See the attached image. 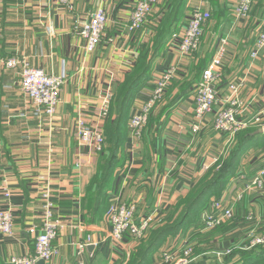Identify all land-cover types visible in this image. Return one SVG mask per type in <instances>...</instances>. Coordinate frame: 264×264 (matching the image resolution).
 I'll return each instance as SVG.
<instances>
[{"label": "crops", "instance_id": "obj_1", "mask_svg": "<svg viewBox=\"0 0 264 264\" xmlns=\"http://www.w3.org/2000/svg\"><path fill=\"white\" fill-rule=\"evenodd\" d=\"M134 1L107 0L108 24L104 35L111 43L87 54L84 38L74 27V17L84 16L87 10L98 6L100 0H74V12L67 11L58 0H0V209L9 208L14 216L12 232H0V264H10L13 256L34 254V240L28 228L41 224L44 194L54 201V215L62 223L53 242L57 251L44 264H163L162 251L181 244L182 241L178 243L171 234L162 240H149L147 244L144 237L135 240L127 234L121 244H116L110 237L107 215L104 212L95 215L92 201L87 197L96 172V152L78 144L74 121L80 109L89 125L100 124L101 129L104 128L106 119L102 122L99 118L101 100L106 90L122 79L120 76L131 63V59L126 61L124 56H134L125 31ZM236 2L184 0L176 21L177 30L170 38L172 44L154 58L150 78L128 101L121 123L123 135L118 163L111 174L107 195L111 199L118 194L135 203L138 220L149 212L157 220L177 205L213 163L217 152L228 143L226 131L219 132L213 126V113L205 114L199 122L200 129L193 131L192 125L196 123L194 92L192 85L187 84L170 87L162 104L155 108L159 111L156 122L146 127L142 137L135 139L128 128L130 116L150 97L154 82L169 64L177 63L178 73L185 78L191 66L200 68L199 59L184 57L177 48L195 6L207 7L216 16L204 29L209 41L204 50L209 51L208 62L219 36H225L222 74L227 79L239 77L244 81L245 110L239 118L252 119L264 107V49L254 59L249 56L264 19V0H252L250 15L234 19L230 9ZM16 56L25 57L31 66L62 74L67 79L51 119L22 94L19 67L7 68L3 64L7 58ZM164 110L170 113L166 119ZM259 125V130L264 129V116ZM262 142L264 133L240 154L238 161L246 150L251 152L263 147ZM262 165L264 163L249 172ZM242 182L232 189L239 188ZM5 184L10 190L9 197L3 194ZM225 199L227 204L232 202L236 207L234 212L239 214L240 221L242 216L245 218L242 212H237L242 203L252 212L251 222L242 224H248L245 230H249V235L263 232L260 230L264 228V189L252 191L241 202L234 195L230 200ZM206 213L202 212L201 222ZM240 226L234 229L238 233L243 232ZM187 230L191 237L199 233L197 225L191 224ZM234 233L232 231L229 237L235 236ZM144 250L143 258L135 259ZM197 257L196 264H204L206 259ZM230 262L240 263L233 259Z\"/></svg>", "mask_w": 264, "mask_h": 264}, {"label": "built area", "instance_id": "obj_2", "mask_svg": "<svg viewBox=\"0 0 264 264\" xmlns=\"http://www.w3.org/2000/svg\"><path fill=\"white\" fill-rule=\"evenodd\" d=\"M160 0H135L132 10L129 13L126 26V33H134V31L142 29L149 16L154 10V6ZM67 11L74 12V0H58ZM107 0H100L99 5L89 10L84 16L76 18L75 28L79 35L84 38V51L90 54L96 50L99 45L101 36L106 30L108 17L105 10ZM252 0H238L233 10L236 15L245 16L250 12ZM211 12L207 7L195 6L185 23V28L180 37L177 47L182 56H192L199 44V38L203 33L206 21L210 18ZM227 40L222 39L219 48L213 55L210 63L203 69L202 78L194 88V109L195 120L193 131L200 129L199 122L207 113H214V106H218L217 115L213 121V126L217 131L238 132L247 126V122L239 119V115L243 110V100L240 94L241 80L231 82L228 85L227 93L217 98L218 92L215 90V83L220 79L222 59L225 53V45ZM264 46V26L259 31L254 49L251 51V58H255L260 48ZM3 64L7 68L20 67V90L22 94L28 97L37 109L51 117L59 99V91L66 79L61 74H48L42 68L32 67L25 58L10 57L4 60ZM174 68L170 67L154 82L152 94L142 104V106L134 112L128 121V128L133 137H139L143 127L146 124L148 115L153 105L163 96L165 89L172 77ZM102 104L99 110V118L103 122L108 116L109 103L111 95L106 92L104 94ZM264 113V110L261 111ZM260 117L256 116L254 122L259 121ZM101 122V123H102ZM75 130L78 144L81 147H88L94 152H101L104 148L105 136L101 125L89 126L82 114L76 119ZM264 180V167L257 173L253 183L262 185ZM5 197H9L10 190L5 184L3 189ZM44 202L42 204V221L41 224L32 225L28 228V233L33 237L34 254L13 256L10 264H37L39 259L44 262L50 260L56 253L53 242L59 234L62 223L59 218L54 215L55 203L49 199L47 194L43 195ZM222 201H213L212 207L215 213L208 215L202 220L203 227L215 228L225 222L226 217L231 216L230 208L225 207L224 212L218 210ZM136 204L128 202L121 198L118 194L112 195L105 214L110 223V237L116 244H121L130 235L135 240H140L146 229L156 220L153 213L146 215L139 221L136 220ZM218 211V212H217ZM14 216L9 208L0 209V232L10 234L13 229ZM264 244V234L253 239L252 246ZM83 244L82 246H84ZM250 247V245H249ZM194 245L188 241H182L181 244L172 251L162 254V260L168 264H196L197 256L193 255ZM216 261H207L204 264H233L232 262L224 263L220 258L223 255L217 254ZM81 264V263H79Z\"/></svg>", "mask_w": 264, "mask_h": 264}, {"label": "rangeland", "instance_id": "obj_3", "mask_svg": "<svg viewBox=\"0 0 264 264\" xmlns=\"http://www.w3.org/2000/svg\"><path fill=\"white\" fill-rule=\"evenodd\" d=\"M175 1L176 0H160L158 2V4H156L154 6V10L152 11V13L149 16V21L144 24L145 26H144L143 30L142 31H138L136 36H133L134 34H132V33H130L127 36V39H129V43H132L130 49L133 51V55L134 56L133 57L124 56V60H126V59L130 60L131 59V61H130L131 63L127 66L125 71L120 76V77H122V79H119L118 83L113 84L110 89L106 90V92H108L111 95V100H110L109 109H108L109 114L106 117V121L109 119V115L112 113V108H110V107H111V105H113V103L115 101V98L117 96L116 93L118 92V88L120 86L119 84H123L126 81V79L128 78V76H130L132 74V72L135 69V63H137L139 61V59H138L139 56L143 55V52L145 53V51L148 50V48H149V46L151 44V40L155 39V37L158 34V32L160 30H162V23L167 18L168 14L171 13V11L173 9L172 5L175 3ZM237 2H238V0H237ZM167 3H168V5L166 7L167 9H164L163 7ZM234 6H233V8H234ZM252 7H253V5L251 3L250 12L247 13L245 16H249L250 15V13L252 11ZM233 8L230 9L232 17L234 19H236L237 17H241L242 15L241 16L240 15H236L237 13L233 10ZM74 10H75V7H74ZM89 10H92V9H89ZM89 10H87V12ZM209 11H210V9H209ZM79 17H81V16L76 15L74 17V19L75 18H79ZM215 18H216V16L212 14L210 21L215 19ZM127 21H128V19H127ZM74 24H75V22H74ZM126 24H127V22L125 23V25ZM147 24H148V26H147ZM263 26H264V19L262 20V24H261L260 28L258 29L256 35H255V38H254L255 40L253 42L252 47L249 50V56H250L251 51L254 49V43L256 41V37H257L259 31L262 29ZM106 30H107V28H106ZM106 30L104 31L103 35L101 36L99 45L96 48V50L101 45H106V43H108V42L111 43L110 42L111 39H109V38L106 39L107 35H104ZM125 31H126V26H125ZM182 33H181V35H182ZM181 35H180V37H181ZM180 37H179V42H180ZM132 38H134V40H136L139 44H137L136 41H134V43H136V44H134L133 41H132ZM222 39L227 40L225 36H219V42H218L217 46L214 47V49H213V51L211 53L212 55L210 57L211 58L210 61L212 60V57L216 53L217 49L219 48V45L221 44ZM198 41H199V44H198V47L195 50L194 54L192 56H187V57H190V59L191 58L199 59V63H198V64H200L199 66L201 67V65H202V67H204V65H206L205 63L208 62V57H209V51H204L205 50V46L208 45V43H209V41H208V33H206L204 35V30H203V33L200 36ZM168 44H172L170 39L168 40ZM107 46H108V44H107ZM137 47H139V50L137 49ZM263 49H264V46L262 48H260L258 53L261 50H263ZM178 52H179V50H178ZM225 52H226V45H225ZM258 53H257V55H258ZM224 55H225V53H224ZM224 55H223V59H222V65H223ZM257 55H256V57H258ZM16 57H18V56H16ZM18 58H25V57H18ZM251 59H253V58H251ZM111 61H113V60H111ZM210 61L208 62V64L210 63ZM34 67H36V66H34ZM170 67L174 68V72L172 74L171 79L169 80V84H168L167 88L165 89L163 96L153 105V108L151 109V112L148 115V119L146 121V124L143 127L142 133L137 138H140V137L143 136V134L145 132V129H146V127L148 125H154V122H156V119L158 118V115H159V111H157L155 108L158 107V105L162 104L163 99L166 98V92L169 90L167 92V94H169V92L171 90L170 87L171 86L172 87L173 86H179L180 84H187L188 87L192 85V88L194 90V88L200 82V80L202 78L201 74L203 72V69L205 68V67L201 68L202 69L201 70V69H198V65H193V66H191V68L189 69V71L187 73L188 76H186V78H185L184 75H181V73H178V70H177L178 69V65H177V63L176 64L175 63L169 64L167 66V69H169ZM38 68H40V67H38ZM19 69H20V67H19ZM165 71H163L162 73H164ZM220 71H221L220 79H218V81L215 83V86H214L215 90L218 92L217 98H220V97L224 96L227 93L226 90L228 88V85L231 82L241 80L242 82H241V87H240L239 91H240V94H241V98L243 100V97H242V89H243V86H244L243 79H240L239 77L230 78V79H228V82L225 85L219 87L218 84L220 83L221 78L224 77V75L222 74V72H223L222 71V67H221ZM50 73H48V74H50ZM52 74H59V73H52ZM200 76H201V78H200ZM159 77H160V75H159ZM198 79H199V81L197 83H195ZM66 82H67V79H66L65 83ZM64 84L62 85V87L64 86ZM62 87H61V89H62ZM168 88H170V89H168ZM59 94H60V91H59ZM59 98H60V96H59ZM102 100H103V98H102ZM102 100H101L100 106L102 104ZM58 102H59V99H58ZM243 103H244V100H243ZM57 105H58V103H57ZM33 106H35V105L33 104ZM100 106H99V110H100ZM244 106L245 105L243 104V107H242L243 110L241 111V114L245 110ZM36 109H37V107H36ZM213 109H215L214 113L217 115L218 106L215 105ZM37 110H39V109H37ZM55 110H56V108H55ZM263 110H264V107L261 108L259 110V112L257 113V115H256V116L260 117L259 121L254 122V119L256 118V116H254L252 119H241V120L247 122V126L246 127H251V126H254V125L257 124L254 128H258L259 129L260 128L259 123L261 121L262 116H264V113H261V111H263ZM39 111H41V110H39ZM164 112H165L164 113V119H166V118H168L170 116V113H169V110H164ZM42 113L44 115H46L44 112H42ZM77 113H78V115L76 116V119L79 116V114H82L83 112L80 109H78ZM215 114H213V121L215 119ZM82 116H83V114H82ZM46 117L48 119H51V117H49L48 115H46ZM76 119L74 121V126H75ZM85 121H86V119H85ZM96 125H93V126H96ZM89 126H92V125H89ZM246 127H244V128H246ZM101 128H102V126H101ZM103 131H104V129H103ZM258 131L264 133V129H260ZM219 132H221V131H219ZM238 132H234V133L226 132L225 133V135L227 136L226 138L228 140L227 145L225 146V148L223 150H220V152H217V154L215 156L216 158L213 159L214 160L213 163L210 164L209 167L206 168L205 172L200 176V179H198L197 183L190 189L188 195H186L183 198V201L188 199L190 197V195H192V190L194 189V187L198 183H200V181H202V179L204 178V176L206 175L207 172H211L210 170H212L213 167H215L216 170H221L222 169L224 161L228 160L227 159L228 154L230 152H232V150L234 149V147H235V145L237 143L236 142V135L238 134ZM104 136H105V142H104L103 150L101 152H96L95 153L96 154V162H95L96 163V172H95V175L97 176V178L94 177L95 175H93V178H92V180H95V181L96 180L99 181V177L101 176V174L99 172L100 171L99 168H101V166H103L102 162L107 157V150L110 147L109 146L110 145L109 144V137L105 133H104ZM134 138L137 139L136 137H134ZM247 151H249V152H247ZM246 152H244V154H242V156L240 158V161H238V164L236 165V167L233 168V172L230 175L229 174L226 175V177L224 175L223 179L220 180L218 182V184L210 190L209 193L214 194L213 198L209 199L210 197L209 198L207 197V200H209L208 201L209 202V206H208V208L206 210L207 213H206L204 218H206V217H208V215L213 214V213L216 212V210L212 207L213 201H219V200L222 201L221 204H220V208L218 209V210H221L222 212H224V208L225 207H228V208H230V210H232L231 211L232 212L231 216L230 217H226L225 222L222 225H219V226H217L215 228L206 229V228L203 227V222H201V218H202V216H201L200 220L197 223V228H198V232L199 233H194V235L192 237H191V235L187 234L188 230L187 229H183L182 227L181 228L178 227L177 230L168 229V227L171 226L170 224L178 216L177 215L179 213L178 209L181 210V208H183V206H184V205H180L179 206L177 204L179 207L175 208V206H174L172 209L168 210L166 212V214H163V216L161 215L159 217V219H157L156 221L151 223L149 228H148V230L146 229L147 231H146L145 235L143 236L144 238L142 237L143 239L146 240V244L148 243L149 240H151L153 238V234L156 233L159 230V228L167 227V229L165 228L167 230L166 232L171 234L172 236H174V238L176 237L178 239V243H180L181 241H189L190 240V243H192V245H194L193 255L194 256H199V259H206L205 261H203L204 263L209 261V260L216 261L218 259V257H217L218 255L217 254H220V255L223 254L220 259L224 263H229L232 259L234 261H236V262H241L240 258H241V256H243L244 252H247L250 249L264 248V244H261V243L252 246L253 239H255V238H257V237H259V236L264 234V228L262 230H260V231H263V232H259V234L249 235V230H245V227L248 224L242 225L243 223L251 222V219H252V215L251 214H252V212H249L248 210H246V206H244V203H242L241 206L239 207L240 211L237 210V209L236 210H237L238 213L242 212V215H244L245 218L242 216V218L244 220L242 219L241 220L242 223H239V222H241L238 219L239 214L236 215L235 212H234L235 211L234 209L236 207L231 205L232 202H229L227 204L226 201H228V200L225 199V197H226L227 199L230 200V198H232V195H234L236 197V200H240V202H241L243 197L245 195L247 196V195L251 194L252 191H260V190L264 189V180H263L262 185H256V184L253 183V180L257 176V173L264 166L262 165L261 167L257 168L256 171H254L252 173L249 172V169H255L261 163H264V146L263 147L254 148V150H251V152H250V150H246ZM100 164H102V165L100 166ZM102 171H103V169H102ZM98 172H99V174H98ZM208 176H210V175H208ZM241 180H243L241 186L239 188H236L235 190L232 189L233 186L236 185L237 183L241 182ZM231 184H233V185H231ZM93 189H94V187H92L90 190L88 189L87 197H90V196L92 197ZM207 196H209V195H207ZM92 199H93V197H92ZM106 202H107V200L103 201V204H102L103 208L105 207ZM92 203L93 202H91V204ZM194 207L196 208V207H198V205H195ZM242 210H244V212ZM183 211H184V209H183ZM150 213L151 212H149V214ZM135 218H136V220H138L137 217H135ZM246 219L249 220V221H247ZM239 224H241L243 227L240 226ZM238 226H240L241 229L243 230L242 233H238L236 230H234ZM232 231H233V233H234V231H236V233H234L235 236L229 237L230 234L232 233ZM166 234L164 236H162L161 239L165 238ZM224 240H225V243H223ZM222 243L224 245H222V247L221 246L218 247L219 246L218 244H222ZM167 244L169 245V243H167ZM168 245H167V247H168ZM176 245H178V244H174V247L164 249L162 251V254L164 252L172 251V250L176 249L178 247ZM249 245H250V247H249ZM217 248H220V249H217ZM197 260H198V257H197ZM162 263L163 264H168V263H165L163 260H162Z\"/></svg>", "mask_w": 264, "mask_h": 264}, {"label": "trees", "instance_id": "obj_4", "mask_svg": "<svg viewBox=\"0 0 264 264\" xmlns=\"http://www.w3.org/2000/svg\"><path fill=\"white\" fill-rule=\"evenodd\" d=\"M184 0H176L175 3L172 5V11L168 14L167 18L162 23V30L158 32L155 39L151 40V44L148 50L143 52V55L139 56V61L135 63V69L130 76L126 79L123 84H119L118 92L116 93L117 96L112 108V113L109 115V119L106 121L105 125H103V129L105 130V134L109 137V148L107 150V157L104 159L103 166L100 164V174L98 180H92L89 186V190L94 187L92 192V197L90 196L89 199L93 202L94 214L98 215L97 212H104L110 203V198L107 195V190L110 186V177L117 165V155L120 147V141L123 135V128L121 126L122 120L126 115V106L130 97L133 95L132 93L136 91V89L144 83L146 80L150 78L149 73L152 70V64L154 62V58L162 51L168 44V40L172 37L173 33L177 30L176 21L178 16L180 15L182 8H183ZM168 3L163 7L167 9ZM212 15V14H211ZM210 18L206 21L204 29L207 23L210 21ZM165 25V26H164ZM148 26V24H147ZM144 28V27H143ZM142 29L134 31L133 36L137 35L138 31H142ZM203 29V30H204ZM136 33V34H135ZM134 43V38H132ZM137 44H139L136 41ZM134 43V44H136ZM139 50V47H137ZM206 64V63H205ZM205 66V65H204ZM203 68L202 66L199 68ZM202 70V69H201ZM228 82V79L225 77L221 78L220 83L218 86H223ZM258 128H250L244 129L239 131L236 135V145L232 152L228 154L227 161H224L223 167L221 170H216L215 167L210 170L211 172H207L202 181L198 183L194 189L192 190V195L186 200H180L177 204L184 205L183 208L178 209L179 213L178 216L174 219V221L170 224L171 226L168 229H175L177 230L178 227H182L183 229H189L190 225H197L198 221L201 218L202 212L206 211L209 206V200L207 197L211 199L214 194L209 193L210 190L215 187L220 180L223 179L224 175H230L233 172V168L236 167L238 164V158L240 154L254 144L257 140H260L263 137V133L258 131ZM111 136V137H110ZM261 144H264L263 142ZM103 169V171H102ZM98 172V174H99ZM210 175V176H208ZM97 178V176H94ZM109 184V185H108ZM108 186V187H107ZM107 187V188H106ZM209 195V196H207ZM107 200L105 207L103 208L102 204L103 201ZM207 200V201H206ZM175 205L176 207H179ZM198 205V207H194ZM102 206V207H101ZM184 209V211H183ZM177 211V210H176ZM149 228V227H148ZM147 228V230H148ZM167 227L159 228V230L153 234L152 240H157L158 238L161 239L167 232ZM170 230V231H171ZM169 234V233H167ZM166 234V235H167ZM162 240V239H161ZM149 242V243H150ZM146 247H144L145 249ZM142 250V248L140 249ZM144 251H140L138 258L135 259L141 260L144 256ZM132 260V263L135 261ZM239 264H264V248L260 249H250L247 252L243 253V256L240 258Z\"/></svg>", "mask_w": 264, "mask_h": 264}, {"label": "water", "instance_id": "obj_5", "mask_svg": "<svg viewBox=\"0 0 264 264\" xmlns=\"http://www.w3.org/2000/svg\"><path fill=\"white\" fill-rule=\"evenodd\" d=\"M37 264H44V261L42 259H39V261L37 262Z\"/></svg>", "mask_w": 264, "mask_h": 264}]
</instances>
